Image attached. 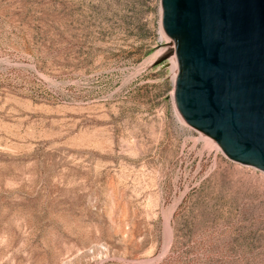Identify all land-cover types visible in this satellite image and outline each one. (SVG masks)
Returning <instances> with one entry per match:
<instances>
[{
    "label": "rangeland",
    "instance_id": "1",
    "mask_svg": "<svg viewBox=\"0 0 264 264\" xmlns=\"http://www.w3.org/2000/svg\"><path fill=\"white\" fill-rule=\"evenodd\" d=\"M176 71L159 0H0V264H264V172Z\"/></svg>",
    "mask_w": 264,
    "mask_h": 264
},
{
    "label": "water",
    "instance_id": "2",
    "mask_svg": "<svg viewBox=\"0 0 264 264\" xmlns=\"http://www.w3.org/2000/svg\"><path fill=\"white\" fill-rule=\"evenodd\" d=\"M172 98L226 158L264 172V0H159Z\"/></svg>",
    "mask_w": 264,
    "mask_h": 264
}]
</instances>
